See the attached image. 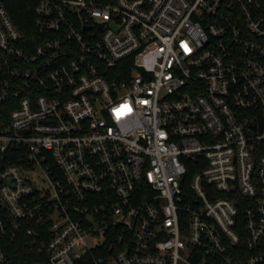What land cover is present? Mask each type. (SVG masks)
<instances>
[{"label": "built area", "instance_id": "built-area-1", "mask_svg": "<svg viewBox=\"0 0 264 264\" xmlns=\"http://www.w3.org/2000/svg\"><path fill=\"white\" fill-rule=\"evenodd\" d=\"M31 1L26 37L0 0V264H263L264 0Z\"/></svg>", "mask_w": 264, "mask_h": 264}, {"label": "trees", "instance_id": "trees-1", "mask_svg": "<svg viewBox=\"0 0 264 264\" xmlns=\"http://www.w3.org/2000/svg\"><path fill=\"white\" fill-rule=\"evenodd\" d=\"M9 11L12 16V19L16 21L18 27L21 32L26 37H32L35 35V30L33 27L34 24V3L31 0H11L9 5ZM190 172H193L195 169L189 167ZM15 245L13 248L14 258L17 261L23 259L22 252L28 251V247H26V243L17 240L15 241ZM264 248V241L262 243ZM30 250V249H29ZM20 252V254H19ZM264 264V263H263Z\"/></svg>", "mask_w": 264, "mask_h": 264}]
</instances>
